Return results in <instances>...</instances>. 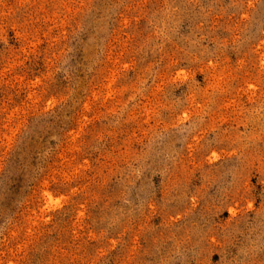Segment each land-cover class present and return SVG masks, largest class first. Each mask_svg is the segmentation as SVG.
<instances>
[{
	"label": "rangeland",
	"instance_id": "obj_1",
	"mask_svg": "<svg viewBox=\"0 0 264 264\" xmlns=\"http://www.w3.org/2000/svg\"><path fill=\"white\" fill-rule=\"evenodd\" d=\"M0 264H264V0H0Z\"/></svg>",
	"mask_w": 264,
	"mask_h": 264
}]
</instances>
